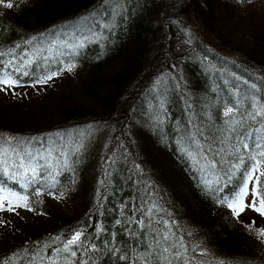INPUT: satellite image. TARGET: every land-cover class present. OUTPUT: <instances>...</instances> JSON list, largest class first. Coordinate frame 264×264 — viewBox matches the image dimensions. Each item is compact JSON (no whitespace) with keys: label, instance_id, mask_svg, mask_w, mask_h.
I'll list each match as a JSON object with an SVG mask.
<instances>
[{"label":"trees","instance_id":"obj_1","mask_svg":"<svg viewBox=\"0 0 264 264\" xmlns=\"http://www.w3.org/2000/svg\"><path fill=\"white\" fill-rule=\"evenodd\" d=\"M12 2L0 6V74L20 85L0 91V133L43 171L27 188L28 178L0 174L35 209L15 207L31 217L20 221L0 215V264H50V255L56 264H137L146 248L180 237L189 264H264V218L243 212L238 221L217 202L239 187V174L225 186L222 169L239 156L251 167L264 137V0ZM0 148V167L15 174L9 144ZM75 231L96 250L56 256ZM165 231L174 233L167 242ZM164 256L161 264H183L171 250Z\"/></svg>","mask_w":264,"mask_h":264},{"label":"snow or ice","instance_id":"obj_2","mask_svg":"<svg viewBox=\"0 0 264 264\" xmlns=\"http://www.w3.org/2000/svg\"><path fill=\"white\" fill-rule=\"evenodd\" d=\"M0 6L6 7L8 9L13 8L14 3L12 0H0ZM16 47H20L17 45ZM4 53L0 52V56H3ZM28 63H31V61H28ZM9 64H11V61H9ZM75 65L69 64L67 65V70L72 71L74 69ZM20 67H16L15 71L20 72ZM63 71V69H61ZM57 72H51L48 74H45L37 79V83H47L49 80H51L54 76H56ZM23 75H29L28 72H24ZM0 85H3L5 87L0 88V91H8L12 89L14 86L20 85V80L13 77L12 73L5 72L3 74H0ZM15 95L16 93L13 92ZM233 108L229 107L226 109L224 115L230 116L233 114ZM257 115H264V113H257ZM254 118V117H253ZM241 122L233 121V125L239 124ZM232 131H236V128L233 126ZM260 129H255L254 132L259 133ZM202 135V134H201ZM35 139V138H30ZM245 140L248 139V137H244ZM0 141L8 143L9 149L8 151L12 152V156L14 159V167L16 169L15 174H12L7 166L0 167V174L10 176L11 179L17 180L21 177L28 178L26 183L21 185V188H27L30 187L31 184L36 183V177L39 175H42L43 169L41 168L40 161L34 157L30 151H28L26 148H20L19 151L17 150V147L20 145L21 141H19L16 137H5V134L0 133ZM15 141V144L12 142ZM260 142L255 143V148L259 149V151L256 152L255 155H249L248 160L254 161V163L251 164V167H248V165L245 162L244 157L239 156L237 159L239 160L236 164H230L227 170L222 169L224 172L223 179L225 181V186L227 184H231L233 181V177L239 174V187L237 189H234L231 193L223 196L222 198L218 199V203L227 207L231 215L235 217L238 221L240 220L241 213L245 211L246 208H250L253 211L259 213L262 217H264V180L261 179V177H264V170H261L262 167H264V137L259 138ZM242 146L247 149L250 147L248 143H243ZM82 147V145L80 146ZM203 149H201L202 151ZM75 151H79V148H76ZM222 151V150H221ZM199 154V153H197ZM60 155L62 153H57L56 158L59 160ZM191 155V153H189ZM216 155H219L217 152ZM6 156V153L3 151L2 148H0V163L6 165V161L3 159V157ZM52 156V150H49L48 157ZM46 159V163L50 164L51 160L48 158ZM35 161V162H34ZM224 161L221 160L220 163H223ZM66 163V161H65ZM218 162L215 159H212L208 161V164L211 166H215ZM219 182V179H218ZM252 183V188H249V184ZM54 185H50L52 187ZM42 189L37 187L34 189V194L39 195L41 193ZM222 191V189H221ZM251 191L250 196V203H246V198H249V194ZM50 195H52V192H49ZM61 196H63V193H60ZM15 207H25L29 210H35L30 206L29 203V195H21L18 191H12L6 189V187L3 184H0V211H15ZM156 209V205L153 204L151 207L147 209L148 216L151 217L153 210ZM143 219L139 221L140 224H143ZM117 224L120 223L119 220L116 221ZM165 225H168V221H163ZM255 221H252L251 224L246 225L249 229L253 228L255 225ZM171 236H174V233H171L169 231H165L162 233L161 239L164 242H167ZM257 236H264V229H257ZM56 240H60L61 238L57 236L55 238ZM88 240L87 235L83 231H75L71 237L67 238L66 241L63 243V246L60 248H53L52 252L59 256L61 253H68L70 257H76L78 254V250L83 248L85 252L87 251H95L96 250V244L92 243L90 247L85 246V241ZM39 243V242H37ZM157 244L160 242L157 241ZM183 249V252L181 251ZM172 251L173 256L178 260H183V264H189L188 260L183 259L184 255L187 252V249L185 248L183 244V238L180 237L178 240H176L175 243L169 245L168 247H164L162 251L159 252H149L147 251V248L144 250L143 256L137 257V264L138 261L142 258L144 260V264H161V258L167 259L164 254L168 253L169 251ZM113 253L119 252L120 249L113 248L111 249ZM201 255H204V252L200 253ZM150 257H153L154 259L150 260ZM119 260H127L128 257L126 255H120L118 257ZM50 264H56V261L53 259V257L49 256ZM68 264H88V261H68ZM168 264H171V261H168ZM218 264H226L225 261L220 260L218 261Z\"/></svg>","mask_w":264,"mask_h":264},{"label":"rangeland","instance_id":"obj_3","mask_svg":"<svg viewBox=\"0 0 264 264\" xmlns=\"http://www.w3.org/2000/svg\"><path fill=\"white\" fill-rule=\"evenodd\" d=\"M43 94H44V93H43ZM43 94L38 95V96H37V94H36L35 96H34V95H31V98L34 97L35 102H37V100H39V96L42 97V98H44V97L42 96ZM46 95H47V96H50L51 94H50V93H46ZM24 97H26V96H24ZM31 98H30V99H31ZM28 99H29V98H28ZM257 151H259V149H256V148H255V149H254L255 154H256ZM252 186H253L252 183H250V184H249V188L251 189ZM250 196H251V191H250V194H249V198H246V203H250V202H251V201H250ZM244 213L257 214L258 216L262 217L259 213L253 211V210L250 209V208H246L245 211H244ZM9 214L14 215L13 217H14V220H16V221H17V220L20 221V220H22L23 218H24V219H27V218L30 217L26 212H21L22 215H20V214H18V212H16V211H10V213H9V211H7V210L0 211V215H8V216H9ZM30 218H31V217H30ZM263 218H264V217H263ZM24 219H23V220H24ZM35 219L37 220L38 217H36Z\"/></svg>","mask_w":264,"mask_h":264}]
</instances>
